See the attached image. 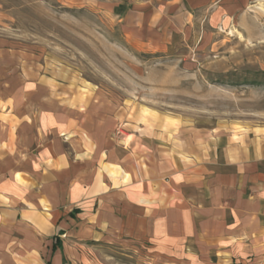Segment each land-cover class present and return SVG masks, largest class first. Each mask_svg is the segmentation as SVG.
<instances>
[{"label":"crops","instance_id":"obj_1","mask_svg":"<svg viewBox=\"0 0 264 264\" xmlns=\"http://www.w3.org/2000/svg\"><path fill=\"white\" fill-rule=\"evenodd\" d=\"M254 1L264 5L98 4L129 30L128 40L152 47L171 44V31L197 21L218 26ZM84 119L70 110L48 116L17 114L9 106L0 111V264H89L74 253L88 240H150L173 231L179 245L200 252L241 257L264 250L263 132H190L165 146L121 123L103 144Z\"/></svg>","mask_w":264,"mask_h":264},{"label":"rangeland","instance_id":"obj_2","mask_svg":"<svg viewBox=\"0 0 264 264\" xmlns=\"http://www.w3.org/2000/svg\"><path fill=\"white\" fill-rule=\"evenodd\" d=\"M114 16L98 0H0V111L70 110L103 144L121 123L165 146L190 132L264 133L262 3L152 47L128 40ZM170 233L88 240L74 253L89 264H264V250L200 252Z\"/></svg>","mask_w":264,"mask_h":264}]
</instances>
